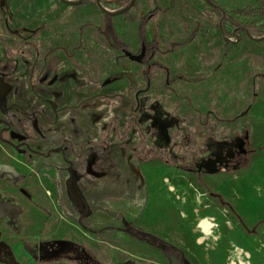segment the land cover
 Segmentation results:
<instances>
[{"label": "rangeland", "instance_id": "1", "mask_svg": "<svg viewBox=\"0 0 264 264\" xmlns=\"http://www.w3.org/2000/svg\"><path fill=\"white\" fill-rule=\"evenodd\" d=\"M214 1L225 36L205 0H138L110 18L95 0H0V75L14 85L0 99V169L11 172L0 199L12 209L0 264H182L167 245L189 264H228L236 248L264 264V41L243 30L264 36V0ZM155 10L145 31L160 53L132 61L114 33L139 54L140 21ZM159 146L206 171L180 169ZM238 146L246 162L219 170L220 152ZM70 197L90 213L71 216ZM198 216L216 218L217 251L197 243ZM52 240L70 250L48 256Z\"/></svg>", "mask_w": 264, "mask_h": 264}, {"label": "flooded vegetation", "instance_id": "2", "mask_svg": "<svg viewBox=\"0 0 264 264\" xmlns=\"http://www.w3.org/2000/svg\"><path fill=\"white\" fill-rule=\"evenodd\" d=\"M142 49H143V45L141 44V51L139 52V54L142 52ZM146 56H147V51H146L145 58H146ZM145 58H144V61H145ZM0 76H2V75H0ZM2 77L5 78L7 83L12 84L7 80V78L5 76H2ZM6 97L3 99L6 100ZM0 99L3 100L1 98V96H0ZM3 121L4 120L0 118V123H3ZM10 135L13 139L16 137V134L13 133L12 131H10ZM1 138L4 139L3 132L1 133ZM24 144H25L24 145L25 147L30 148V146L27 142H24ZM19 145H21V144L19 143L17 146H19ZM165 150H169V152L173 155L172 157L180 162V164H179L180 169H182L186 172H194L195 171V172H197L196 174H200L202 171H206V167L204 166V163H202V161H200V163L198 164V162L194 161V156H192V159L189 161H186L185 159H180L179 157H177L173 153L174 147H169V148L164 149V148L159 146V149H152L151 152H154L156 155H158L159 152L165 151ZM62 151L64 152V149ZM134 151L136 152L137 149L134 148ZM220 153L221 154L223 153V156H224V158H226V161L223 163H219L220 164L219 170L228 168V167L233 166V165H238V164L240 165L244 161L246 162V160L249 157V156H247L248 154L242 153V149L239 146L236 147V149H234L232 155L229 154V152H227L226 150L221 151ZM228 155H231V157H228ZM235 162H236V164H233ZM165 163H166V165H170L171 161L166 159ZM177 165L178 164H176V163L174 164V162H173V165H171V166H177ZM3 173H9L10 174L11 172L9 170H6V169H0V174H3ZM69 202H70V204H68L69 207H66V209L70 213L71 216H74V214L80 215V213H82V212H83V216L86 215L87 212L90 213V207L85 201H84V207H85L84 211L82 210V207L80 206L79 201H76L70 197ZM6 203H7L6 201L0 199V216H4V215L6 216L7 214L12 213V209L7 207ZM129 229H130V227L125 229L127 233H128ZM140 240H143L149 244L157 246L158 248H162V246H164V245L166 246V244H164V242L161 239H158L155 236L154 237L150 236V237H148V239L147 238H141ZM44 245L46 246L47 250L50 252L51 255H48L50 257L65 254L66 252H68V250H70V247H71L70 242L65 241V240H52L50 242L44 243ZM166 247H168L173 252H177V254L179 255L178 256L179 261L182 264H185L184 261H182V255L183 254L181 253L180 250H178L176 248L174 249L172 246H168V245ZM42 254L43 255H41V256H44V253H42ZM14 264H18V263L14 262Z\"/></svg>", "mask_w": 264, "mask_h": 264}, {"label": "water", "instance_id": "3", "mask_svg": "<svg viewBox=\"0 0 264 264\" xmlns=\"http://www.w3.org/2000/svg\"><path fill=\"white\" fill-rule=\"evenodd\" d=\"M63 3L67 4V5H80L82 4L85 0H78V1H74V0H61ZM97 2V5L99 7V9L105 13L108 18L110 17H114V16H120L125 14L126 12H128L129 10L132 9V7L136 4V2L138 0H130L124 7L118 9V10H110L108 8H106L104 6V2L105 1H110V0H95ZM209 5H211L212 7L219 9L222 11V19L220 21V30L222 31V33L225 36V31H224V20L226 17V12L224 11V9L218 4L216 3L214 0H205ZM264 6V5H263ZM243 30H245V32L247 33L248 37H250V39H252L255 42H262L264 41V36L263 37H259L256 38L251 34V31L249 28L244 27ZM124 54L126 57H128L130 60L138 62V63H143L144 62V58L146 55V46L143 45V49L142 52L140 54H134L129 50H124ZM14 85L13 84H9L6 82L5 78L0 76V96L1 98H5L9 93H11L13 91ZM128 233L133 235L134 237L141 239V238H147L150 237L149 234L139 231L135 228L130 227V229L128 230ZM154 237V236H153ZM164 242V241H163ZM165 244V243H164ZM171 246V245H169ZM182 261H184L185 264H189L188 262H186L185 260V256L184 254L182 255Z\"/></svg>", "mask_w": 264, "mask_h": 264}, {"label": "built area", "instance_id": "4", "mask_svg": "<svg viewBox=\"0 0 264 264\" xmlns=\"http://www.w3.org/2000/svg\"><path fill=\"white\" fill-rule=\"evenodd\" d=\"M205 210L206 208L202 211ZM196 212L199 214L200 210L198 209ZM196 220L197 223L193 232L198 234L200 233L197 238V243L199 244L202 240V244L199 245H206L208 247L207 250L217 251V247L213 243L214 241L219 242L220 244V237L218 236L219 224L216 222V218L211 216H198ZM227 226L229 229L232 228L231 223H227ZM210 241H212V243ZM234 254V256H229L228 264H254L251 260L252 256L250 252H246L242 248H236ZM207 257L209 258L208 255Z\"/></svg>", "mask_w": 264, "mask_h": 264}, {"label": "trees", "instance_id": "5", "mask_svg": "<svg viewBox=\"0 0 264 264\" xmlns=\"http://www.w3.org/2000/svg\"><path fill=\"white\" fill-rule=\"evenodd\" d=\"M159 10H155L153 12H150L148 15L142 17L140 21V39H141V44L146 46V51H147V56L145 58V61H151L157 54L160 53V49L157 45L154 43H149L147 41L146 37V31L145 27L150 23L151 20H153L157 15H158ZM261 14L264 15V6L260 9ZM114 38L118 43V48L121 51L128 50L127 45L120 40V37L117 33H114Z\"/></svg>", "mask_w": 264, "mask_h": 264}, {"label": "bare ground", "instance_id": "6", "mask_svg": "<svg viewBox=\"0 0 264 264\" xmlns=\"http://www.w3.org/2000/svg\"><path fill=\"white\" fill-rule=\"evenodd\" d=\"M138 177V181H137V184H138V187H137V196H138V198H141V190H140V187H141V178H140V176L138 175L137 176ZM171 190H173V189H171ZM199 244H202V240L200 241V243Z\"/></svg>", "mask_w": 264, "mask_h": 264}, {"label": "crops", "instance_id": "7", "mask_svg": "<svg viewBox=\"0 0 264 264\" xmlns=\"http://www.w3.org/2000/svg\"><path fill=\"white\" fill-rule=\"evenodd\" d=\"M260 9H261V7H260Z\"/></svg>", "mask_w": 264, "mask_h": 264}]
</instances>
